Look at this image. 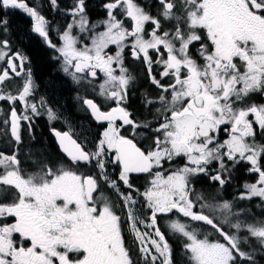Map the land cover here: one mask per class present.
<instances>
[{
  "label": "flooded vegetation",
  "instance_id": "obj_1",
  "mask_svg": "<svg viewBox=\"0 0 264 264\" xmlns=\"http://www.w3.org/2000/svg\"><path fill=\"white\" fill-rule=\"evenodd\" d=\"M112 1V9L124 5L129 16V21L123 19L117 30L118 34L125 32L128 36L118 72V78L123 75V81H119L123 94L117 98L111 91L109 93L113 96L107 94V106L97 105L102 111L118 109L127 117L128 124L116 122L111 125L121 127L123 137L133 140L152 163L149 174L134 175L123 173L116 157L111 178L119 192L113 193L114 215L107 224L112 230V222L115 219L120 222H117V232L121 234L123 246L116 245L118 235H107L108 226L101 220L103 215L98 200L101 173L98 164L91 159L90 150L68 129L55 127L57 124L65 126L64 123L51 126L49 116L44 121L55 145L56 157L52 158L47 148L30 149L26 141L30 142L36 131L35 115L28 103L25 118H22L19 107L12 111L18 122L17 138L11 137L14 141L10 155L13 176L0 177V208L3 211L0 217V264L183 263L182 243L173 230L174 222L180 220L190 230L195 222L205 224L208 218L193 211L188 214L174 201L161 206L158 211L146 209V180L153 172V161L148 150L131 136H153L163 121L203 120L210 123L219 136L216 146L220 143L222 131L216 121H239L241 129L249 131L247 135L251 136L252 150H257L256 163L251 166L227 151L212 161L199 159L198 163L203 167L202 180L222 187L224 182L220 175L234 171L238 176L242 171L243 176L246 173L248 179L251 177L257 185L264 183V0H109V3ZM11 3L12 0H0V36L3 8L12 11L13 22L19 21V5L12 6ZM133 10L139 14L136 20L141 25L140 30H135L130 20ZM30 14L31 28L34 19L43 29L34 12L30 11ZM198 17L205 19L204 23H195ZM43 32L47 42V33L44 29ZM98 32L97 29L95 37ZM3 42L6 41H1V46L9 48L8 45L4 47ZM15 52L9 50L8 56ZM112 52L109 50L104 55L111 58ZM19 54L23 73L19 76L11 74L15 79H21L28 71L27 58ZM84 61L83 71L88 65ZM99 61L101 59L95 57L94 60L93 57L86 71V74L89 70L96 71L95 82L101 77L96 69ZM13 62L18 72L17 61L13 59ZM16 104L19 105V101ZM189 105L202 108L204 113L195 116ZM146 118L155 120L152 127L137 122ZM225 127L230 125L225 124ZM53 131L68 132L89 158L81 160L63 155ZM23 133L27 134L26 138ZM188 152L191 153L189 148ZM169 164L182 166L184 162L177 159L164 162L161 167ZM86 177L94 183L89 198L85 193ZM189 177L194 186L197 175ZM18 179L25 180L22 184L27 185V193L20 191ZM237 196L240 199L253 197L258 207L254 214L261 219L259 204L264 201V195L240 193ZM174 206L181 207L182 214ZM132 215L152 225L160 250L148 246L147 252L142 254L140 246L129 234ZM197 215L206 220L197 221ZM259 219L254 223L264 228ZM134 227L138 228V225Z\"/></svg>",
  "mask_w": 264,
  "mask_h": 264
},
{
  "label": "rangeland",
  "instance_id": "obj_2",
  "mask_svg": "<svg viewBox=\"0 0 264 264\" xmlns=\"http://www.w3.org/2000/svg\"><path fill=\"white\" fill-rule=\"evenodd\" d=\"M113 2L114 1L107 5L108 13L111 17H108L103 23L104 27L101 32H98L92 45L84 50H77L75 47H71L70 49L60 52L57 56L61 67L71 74L72 79L75 82L79 83L85 81L88 83L86 92L89 93V95L91 94L93 96L92 99L102 107L107 104V101L109 102L107 96L109 92H115L117 98L121 97L123 94L119 83V81H123V75L118 78V75L120 74L118 72L119 66L122 63L121 59L123 57V50L128 36L125 32L118 34L117 30L122 26L124 22L123 19L129 21V16L124 5H119L112 9L111 4ZM11 4H13L12 6L19 5V10H23V3L18 2L17 0H12ZM138 16L139 14L133 10L130 20L132 21L135 30H140L141 28V25L136 20ZM204 21L205 19L199 17L194 20L195 23H204ZM32 23V32L47 44L46 35L45 32H43L41 24L34 19ZM9 50V48L5 49L0 44V101L4 99L7 100V130L9 126V115L15 107H19L18 110L22 114V118H25L24 115L27 114V105L30 104L32 110L35 108L31 98L26 101L34 88V80L29 71H27L21 79H17L18 84L21 82V86L15 94L10 96L1 93L2 86L6 85L13 79V76H11V73L5 65ZM109 50L113 51L112 56L111 58H106L104 54ZM93 57H97L98 60L101 59L96 67V69H99L101 77H99V80L96 82L89 80L86 74L87 68H89ZM77 59L86 60L88 65L82 74L76 75L72 72V65ZM87 93H84L80 98V104L83 107H85L83 101L88 97L86 95ZM18 101L19 105L16 104ZM81 106L80 108H82ZM48 119L51 126L56 123H64L68 130L74 135V130L68 125L66 120H64L66 118L60 113V111L55 110L54 113L51 112V116H49ZM193 121H163L160 126L156 127L153 136L131 134L132 139L137 143L141 142L145 149L148 150V155L153 161V172L149 179L146 180L147 188L144 197L145 206L147 207L146 209L158 211L161 206H166L174 201L185 209L186 213L191 214L189 211L194 210V205L186 200L185 179L188 176L194 174L198 175L203 172V167L198 163L199 159L212 161L220 153L224 154L227 151L229 155L235 154L240 161L246 162L251 166L256 163L258 158L256 154L257 150H252V145L249 142L251 136L247 135L249 131L245 132L242 130L239 121H216V124L219 123L222 128L219 139L220 143L218 146L215 145L219 137L214 132L215 127L203 120L198 122ZM225 124L230 125V127H225ZM123 131L124 130L119 126L111 124L105 125L100 131L99 141L86 145L90 150L91 159L98 164L99 172L101 173L100 179L98 180L100 188L98 200L100 202L101 214L103 215L101 220L106 224L114 215L113 201L115 199V194L113 193L119 192L111 177L114 175L112 167L116 161L115 145L118 140L124 138ZM211 132L214 133L211 134ZM188 148L191 150V153L188 152ZM199 152L201 153L199 154ZM177 159L183 161L184 165L174 172L163 174L161 171L162 164ZM11 160L12 158L10 156L0 157V177L13 176L10 171ZM24 182L25 180L22 181L18 179L19 184H17V186L20 188V191L27 193V185L22 184ZM259 184L260 185L256 184L258 187L255 192L250 194L251 196L256 194L264 195V183ZM198 214L204 215L202 213ZM2 215L3 211L0 208V217ZM242 219L248 220L244 222L241 220L242 226L253 221L251 217ZM115 220L116 221H113L111 225L112 230L107 224V235L109 237L114 236L115 234L118 235V243L116 245L122 247L123 245L120 239L121 234L120 232H117L118 223L120 224V222L117 219ZM131 220L132 226L129 234L131 235L133 242L140 246L139 248L142 254L147 252L148 246H152L156 251L160 250V243L153 231L152 225L134 215L131 216ZM235 221L236 217L230 219V225L232 226ZM199 223L200 222H195L194 227L189 230L186 223L181 222L180 220L174 222L173 230L176 235L180 237L182 243V264H188V262L189 264H231L235 259V255H237L236 259L238 264H250L246 263L245 257L240 254V250L237 249L236 242L240 241L239 239L237 240L235 237H229V234L215 225L210 218L204 225H200ZM236 224L237 222L235 225ZM251 224L252 223L247 225L249 226L248 229L251 237L248 238L246 245L252 247L254 239L258 240L264 249L263 226L254 222L253 225ZM134 225H138V228H135ZM201 228L207 231L208 235L200 236L197 231ZM235 230L238 231L240 228L235 227ZM213 235L214 238H211ZM244 241L245 238L243 237L241 243H244ZM241 245L243 246V244Z\"/></svg>",
  "mask_w": 264,
  "mask_h": 264
},
{
  "label": "trees",
  "instance_id": "obj_3",
  "mask_svg": "<svg viewBox=\"0 0 264 264\" xmlns=\"http://www.w3.org/2000/svg\"><path fill=\"white\" fill-rule=\"evenodd\" d=\"M20 1H23V10L19 12V21L16 23L13 22L12 11L3 8L0 42L6 41L11 52L17 51L27 58L28 71L34 80L33 95L29 98L32 99L35 107L32 111L35 115L34 127L36 132L31 141H26V144L32 150L47 148L52 158L56 157L55 145L44 121L55 110L60 111L66 117L69 126L74 130V136L82 144L96 143L99 141L100 131L104 125L95 123L87 108L80 104V98L84 93H87L88 83L85 81L75 82L71 74L61 67L57 56L60 52L71 47L84 50L94 43L96 30L101 32L104 27L103 23L108 19L107 5L109 0ZM30 11H33L34 17L41 21L43 29L47 33V44L32 32ZM20 86L21 84H18L17 79L13 78L2 86L1 93L11 96L18 91ZM86 95L87 98H93L89 93ZM6 105V99L0 101V157L10 156L14 143L7 130L8 108ZM153 121L146 118L137 122L152 127ZM55 127L68 129L59 124ZM124 136L126 135L124 134ZM23 137L26 138L27 134L23 133ZM138 144L142 146L141 142ZM179 167L181 164L178 166L169 164V166L163 167L161 171L166 174L176 171ZM245 168L247 167L245 166ZM242 176V171H239L238 176L234 171L220 175L224 182L222 187L221 185H209L208 181L202 180L204 177H201V174L197 175L195 184L192 186L191 177L188 176L185 179L186 200L194 205V212L204 214L215 225L225 230L229 237L240 240L236 242L237 249L245 257L246 263L264 264V249L261 243L253 239L252 247L246 245L248 238L251 237L247 225L250 223L253 225V222L259 219L254 214L258 208L255 204L256 200L253 197L244 196L243 199H240L237 196L240 193L251 194L256 191L258 186L252 182L251 177L248 179L246 173L243 178H241ZM260 203L264 204V201L261 200ZM262 204H259L261 211L259 212L261 218L259 220L264 223ZM233 217H236V221L231 226L230 219ZM247 217H251L253 221L242 226L241 220L243 222L248 221L242 218L246 219ZM235 227L240 228V230L236 231ZM197 232L200 236L208 235V232L203 228ZM243 237L245 241L241 243ZM211 238H214V235ZM234 257L235 259L231 264H238L237 255Z\"/></svg>",
  "mask_w": 264,
  "mask_h": 264
},
{
  "label": "water",
  "instance_id": "obj_4",
  "mask_svg": "<svg viewBox=\"0 0 264 264\" xmlns=\"http://www.w3.org/2000/svg\"><path fill=\"white\" fill-rule=\"evenodd\" d=\"M7 42H3V46L7 47ZM134 52V50H132ZM15 59L18 63L19 70L15 71V65L13 62ZM95 60V57H94ZM85 65V61L83 59H77L73 62L72 72L74 74H81L83 71V67ZM6 68L11 74L15 76H19L23 73L22 60L19 52H15L12 55L6 58ZM87 76L90 80H96L97 75L95 70H89L87 72ZM110 96H113V93H109ZM84 105L87 108L91 119L95 123L99 124H114L116 122H120L123 125L129 123L127 117L121 113L118 109L102 111L100 110L97 103L92 99H85ZM189 108L194 112L195 116L202 115L204 113L203 109L200 107H195L193 105H189ZM9 132L13 139L17 138L18 133V122L17 115L15 112L10 114L9 118ZM52 135L55 139V142L60 150V152L67 156L78 158L81 160H87L89 158V154L81 148V146L77 143V141L68 133H60L58 131H53ZM115 153L118 160L119 167L123 173L134 174V175H147L151 172L152 163L151 160L144 154L138 145L130 139H120L115 146ZM93 180L89 177L84 179L85 193L87 198L90 197L93 191ZM176 210H179L182 214V209L179 206L173 207ZM197 221H205L206 218L201 215L196 216Z\"/></svg>",
  "mask_w": 264,
  "mask_h": 264
},
{
  "label": "bare ground",
  "instance_id": "obj_5",
  "mask_svg": "<svg viewBox=\"0 0 264 264\" xmlns=\"http://www.w3.org/2000/svg\"><path fill=\"white\" fill-rule=\"evenodd\" d=\"M65 120H66V122L68 123L67 119H65ZM68 125H69V123H68Z\"/></svg>",
  "mask_w": 264,
  "mask_h": 264
}]
</instances>
